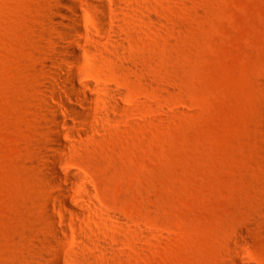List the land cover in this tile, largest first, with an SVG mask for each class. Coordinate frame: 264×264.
<instances>
[{
    "label": "rangeland",
    "instance_id": "obj_1",
    "mask_svg": "<svg viewBox=\"0 0 264 264\" xmlns=\"http://www.w3.org/2000/svg\"><path fill=\"white\" fill-rule=\"evenodd\" d=\"M81 5L79 83L122 97L64 137L74 213L43 166L58 0H0V264H264V0Z\"/></svg>",
    "mask_w": 264,
    "mask_h": 264
},
{
    "label": "bare ground",
    "instance_id": "obj_2",
    "mask_svg": "<svg viewBox=\"0 0 264 264\" xmlns=\"http://www.w3.org/2000/svg\"><path fill=\"white\" fill-rule=\"evenodd\" d=\"M89 1V0H88ZM87 0H58V12L61 26L60 44L57 56L54 59V68L51 71V80L47 84L44 94L47 112H49L48 129L50 134L46 139V152L43 166L55 175L52 183L62 190V202L74 213L77 211L68 204L65 197L66 191L61 186L62 179H67L66 174L60 169L61 158L59 153H69L70 147L66 144L65 135L68 137L88 134V127L93 126L103 112L115 113L121 108L122 92L99 86H86L79 83L82 69L81 51H94L95 45L89 40V31L83 27V7L88 5ZM101 16H105L107 8L103 4L95 6ZM69 13L73 17L69 16ZM96 50V49H95ZM95 120V121H94ZM71 123H78L81 129L75 130ZM61 126H65L63 131ZM77 142V141H76ZM65 215V214H64ZM63 215V216H64ZM65 217V216H64ZM54 225V221L51 220ZM65 228H61L64 232ZM63 240V238H61ZM54 264H63V257L58 250L53 257ZM238 260L233 259L232 264Z\"/></svg>",
    "mask_w": 264,
    "mask_h": 264
}]
</instances>
